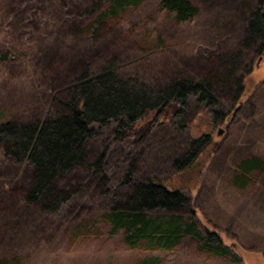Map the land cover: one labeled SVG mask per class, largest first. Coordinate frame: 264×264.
<instances>
[{
    "label": "rangeland",
    "instance_id": "rangeland-1",
    "mask_svg": "<svg viewBox=\"0 0 264 264\" xmlns=\"http://www.w3.org/2000/svg\"><path fill=\"white\" fill-rule=\"evenodd\" d=\"M188 1L199 14L186 23L162 10L158 0L128 9L100 35L96 52L89 55L90 37L73 29L89 23L77 11L83 3L72 8L68 23L58 30L65 13L59 0H0V121L32 122L54 115L55 97L66 98L69 82L88 65L94 72L114 61L122 76L163 85L194 75L208 79L218 73L222 58L240 55L237 77L253 71L245 78V94L223 122L206 119L214 144L203 157L197 188L184 192L188 203L181 212L195 216L201 228L216 229L238 262L199 252L189 237L168 251L129 249L121 235L109 234L101 219L110 203L119 202L116 196L124 192L117 185L132 165L142 178L173 173L170 155L183 136L171 124L151 129L138 142H116L111 128L97 127L89 155L92 160L105 154V172L112 181L109 195H102L96 178L79 172L72 188L82 187L58 214L23 204L27 171L0 153V260L18 256L23 264H264V170L255 171L246 187L235 185L239 164L253 156L264 162V53L259 54L258 45L242 46L255 0ZM221 94L212 108L225 115L231 95ZM190 100L199 124L201 110H196L195 98ZM93 221L99 230L86 232Z\"/></svg>",
    "mask_w": 264,
    "mask_h": 264
},
{
    "label": "trees",
    "instance_id": "trees-1",
    "mask_svg": "<svg viewBox=\"0 0 264 264\" xmlns=\"http://www.w3.org/2000/svg\"><path fill=\"white\" fill-rule=\"evenodd\" d=\"M145 1L59 0L65 13L63 11L61 15L58 30L68 23L72 8L77 3H83L84 8L77 11L82 17H87L89 23L73 29L76 30L74 33L90 37L86 50L88 54H93L100 35L111 26L112 21L119 19L128 9L140 7ZM158 2L160 8L173 15L178 23L189 22L199 14L188 0ZM246 20L242 46L258 45L259 54H263L264 0H255ZM239 58L240 55L237 58H222L218 73L208 79L194 75L163 85L122 76L114 61L94 72L88 65L82 74L69 82L65 89L66 98L55 97L57 106L54 115L32 122L0 121V153L18 169L27 171L23 204L47 214H58L80 191L82 184L72 188L79 172H85L87 178H96L101 184L102 195H109L112 181L105 172V154L92 160L89 155L88 146L97 136L96 128H111L116 142L128 138L138 142L151 129L171 124L183 136L170 155L173 173L166 178H142L135 175L132 165L117 185V189L124 192L116 196L119 202L110 203L101 219L109 225V234L121 235L129 249L168 251L189 237L199 252L238 262L216 229L201 228L195 216L188 218L181 212L188 203L184 192L197 188L205 168L203 157L214 144L205 124L206 119L212 124L217 120L223 122L233 115V110L237 109L235 105L245 94V78L253 71L249 68L243 79L242 76L237 77L235 72L240 69ZM223 91L231 95L232 102L225 115L212 108ZM190 98L196 99L195 108L201 110L199 124L196 116L191 114ZM238 167L240 175L236 177L235 185L242 188L247 186L255 171L264 170V162L253 156ZM95 222L88 226L86 232L99 230ZM81 229L83 226L78 228V232ZM0 264L23 262L20 257L13 256L0 260Z\"/></svg>",
    "mask_w": 264,
    "mask_h": 264
}]
</instances>
